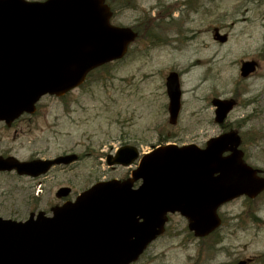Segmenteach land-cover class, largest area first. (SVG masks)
Segmentation results:
<instances>
[{
	"label": "rangeland",
	"instance_id": "374dc122",
	"mask_svg": "<svg viewBox=\"0 0 264 264\" xmlns=\"http://www.w3.org/2000/svg\"><path fill=\"white\" fill-rule=\"evenodd\" d=\"M156 1L137 0L147 9ZM159 1L165 9H148L143 21L163 25L155 30L166 29L162 36L168 41L151 44L145 33L125 59L93 72L64 100L44 96L31 118L12 128L0 123L2 155L20 160L79 155L78 161L34 180L0 173V216L24 220L32 211H47L56 203V190L67 183L76 195L97 180L125 177L133 165L112 168L104 158L121 144H134L141 152L166 141L204 145L222 131L213 121V97L236 100L226 123L238 128L247 162L264 169V0L213 2L211 9L196 17L190 14L195 19L176 29L171 26L178 12L167 17L172 0ZM143 12L126 9L120 22L135 24L134 17ZM215 29L227 36L226 43L213 38ZM246 60L258 66L252 76L242 78L240 63ZM171 70L179 72L183 90L175 125L168 123L165 88ZM249 202L239 198L224 204L219 209L222 226L209 241L194 239L178 213L169 215L166 233L149 250L159 256L154 264H235L240 259L264 264V193ZM251 204L261 220L251 219ZM238 215L245 225L235 227Z\"/></svg>",
	"mask_w": 264,
	"mask_h": 264
},
{
	"label": "water",
	"instance_id": "95a60500",
	"mask_svg": "<svg viewBox=\"0 0 264 264\" xmlns=\"http://www.w3.org/2000/svg\"><path fill=\"white\" fill-rule=\"evenodd\" d=\"M103 1L0 0V122L10 126L33 114L43 95L62 96L92 69L124 56L136 33L110 25ZM214 37L227 38L217 31ZM256 65L243 61L240 75L247 77ZM165 85L169 123L175 124L181 107L175 71ZM211 103L214 121L222 124L235 101ZM239 145V135L230 130L204 148L158 146L141 156L130 177L96 182L75 201L53 207L52 216L31 213L23 222L0 217V264H129L164 231L168 212H179L194 235L206 236L220 225L222 204L264 190V177L243 162ZM137 158L135 146L123 145L108 155L107 164L126 166ZM76 159L75 154L28 161L0 155V172L37 177ZM139 179L141 185L133 188ZM68 191L61 187L56 195Z\"/></svg>",
	"mask_w": 264,
	"mask_h": 264
},
{
	"label": "flooded vegetation",
	"instance_id": "af4514ba",
	"mask_svg": "<svg viewBox=\"0 0 264 264\" xmlns=\"http://www.w3.org/2000/svg\"><path fill=\"white\" fill-rule=\"evenodd\" d=\"M170 1L171 0H169V2ZM217 1H220V0H174V2L168 3V5H169L168 7L170 9L169 12H171V14L174 11L178 12L177 21L179 24H183V23H188V22L194 20L195 17L200 15V14H204L203 12L207 11V9H211ZM104 2L108 5L109 10L111 11V17H110L109 22L113 25H119V26L124 25L120 22V18L122 16L121 13L124 12V10H126V9H133L135 11H137V10L147 11L148 9H154L157 7L161 8L163 5V3L161 1L157 0L153 6L152 5L148 6V9H147V7L142 8L141 7L142 4L137 2V0H105ZM213 2H214V4H212ZM190 14H192L195 17H193V19H191ZM134 18H135L134 19L135 24H131L130 27L136 31L137 36H136V39L129 44L127 54H129L131 52V48H132L133 44L136 43L137 41H139V39L141 37H143V34H145V33H146L145 34L146 38H148L150 40L151 44H163V42L168 41L166 37L162 36V33H164L163 30H161L160 33L155 30V28H157V25L150 24L151 30H150V32H148V25L147 24H149V21H143L142 19H140L138 17H134ZM116 19H117V21H116ZM152 22H153V20H152ZM141 24L143 26H146L147 29H145V28L143 29L142 27H140ZM226 127H227V123H225L222 126V130H224L223 128H226ZM243 158L246 159L245 153H243ZM61 167H67V166H61ZM263 172H264V170H263ZM139 183H140V181L136 182L135 186L137 187L139 185ZM63 186L70 188L69 193L66 196L59 197V196L55 195L56 203L51 204L47 211L40 209L37 211H32L30 213L36 214L39 211H43L46 215H51L53 207L62 205L65 202L73 201L76 198L77 194L76 195L73 194L72 185L67 183ZM244 200H246V199H244ZM201 240H205V239H201ZM155 242H156V240L150 242L146 246L143 253L139 256L137 261L135 263H132V264H154L158 260L159 256H157V254L154 252L150 253L149 250L155 244Z\"/></svg>",
	"mask_w": 264,
	"mask_h": 264
},
{
	"label": "trees",
	"instance_id": "16d2710c",
	"mask_svg": "<svg viewBox=\"0 0 264 264\" xmlns=\"http://www.w3.org/2000/svg\"><path fill=\"white\" fill-rule=\"evenodd\" d=\"M20 119H24V117L23 118H20ZM19 120H17L16 122H18ZM252 217H253L254 220H257V218L255 217V215H252Z\"/></svg>",
	"mask_w": 264,
	"mask_h": 264
},
{
	"label": "bare ground",
	"instance_id": "6f19581e",
	"mask_svg": "<svg viewBox=\"0 0 264 264\" xmlns=\"http://www.w3.org/2000/svg\"><path fill=\"white\" fill-rule=\"evenodd\" d=\"M203 64H204V63L201 64L200 62H198V63L196 62V63H195V65H197V66H200V65H203Z\"/></svg>",
	"mask_w": 264,
	"mask_h": 264
}]
</instances>
